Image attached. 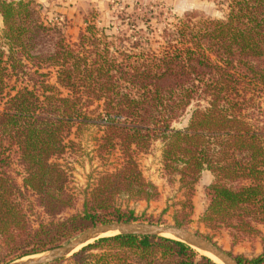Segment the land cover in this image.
Returning a JSON list of instances; mask_svg holds the SVG:
<instances>
[{
    "label": "trees",
    "instance_id": "trees-1",
    "mask_svg": "<svg viewBox=\"0 0 264 264\" xmlns=\"http://www.w3.org/2000/svg\"><path fill=\"white\" fill-rule=\"evenodd\" d=\"M212 1L226 10L223 19L137 2L99 27L90 13L70 42L57 22L42 20L34 0H0V263L48 251L99 223L146 221L119 198L158 197L136 157L155 140L163 143L164 174L183 189L175 225L191 222L195 186L208 170L200 221L235 240L260 234L264 0ZM188 110V124L172 127ZM87 124L104 127L97 156L118 152L121 163L99 172L69 212L76 205L70 135ZM234 256L264 264V247ZM48 264L216 263L173 237L115 233Z\"/></svg>",
    "mask_w": 264,
    "mask_h": 264
},
{
    "label": "rangeland",
    "instance_id": "rangeland-1",
    "mask_svg": "<svg viewBox=\"0 0 264 264\" xmlns=\"http://www.w3.org/2000/svg\"><path fill=\"white\" fill-rule=\"evenodd\" d=\"M39 8L42 20L45 23L57 22L65 38L70 42L77 41L80 31L85 26L84 18L90 13H97L96 24L99 27H107L115 19L114 15L121 11L130 12L138 2L142 6L151 7L156 4L165 13L181 16L185 12H195L206 17L223 19L225 9H220L212 0H34ZM128 5L129 7H124ZM155 24V19H152ZM116 26V25H115ZM2 20L0 17V29ZM117 30V28H116ZM145 35L147 34L144 30ZM190 110L181 118L172 123L174 128H183L188 124ZM70 139L75 145L69 148L66 160L70 169V186L76 196V205L69 212H74L81 207L83 197L88 188L94 183L99 172L113 171L119 167L121 159L118 152H113L107 159L97 156L95 148L103 135L104 127L95 124L74 126ZM161 140H155L146 152L139 153L136 157L144 177L152 182L158 189L159 195L152 200H130L126 196L119 198L122 204L128 205L134 210V214L146 221H159V224H174L175 211L180 208L179 202L184 199L183 189L179 188L178 179L169 180L162 169ZM15 170L17 169L13 165ZM213 179L208 170H203L195 186L192 197L193 213L191 222L185 228L196 232L208 240L214 242L222 249L233 255L243 254L251 257L261 253L264 247V224H258V235L246 236L241 239H233L228 229L222 228L213 231L207 228L200 217L207 205L205 187ZM192 247V246H190ZM193 248V247H192ZM194 249V248H193ZM195 250V249H194ZM196 251V250H195ZM46 252V251H45ZM197 252V251H196ZM198 255H204L197 252ZM209 257V256H208Z\"/></svg>",
    "mask_w": 264,
    "mask_h": 264
},
{
    "label": "water",
    "instance_id": "water-1",
    "mask_svg": "<svg viewBox=\"0 0 264 264\" xmlns=\"http://www.w3.org/2000/svg\"><path fill=\"white\" fill-rule=\"evenodd\" d=\"M111 231L133 235H175L179 237H174L175 239L185 242L188 245L190 244L187 241L197 244L199 247L211 253L224 264H239L233 254L222 249L217 244L208 240L204 236L185 227H180L175 224L168 225L141 221H111L106 223H99L79 232L72 238L46 252L25 256L10 262L0 264H48L69 256L81 246L92 242L89 241L90 239H96L103 236L100 234ZM211 260L218 264V262H216L215 260Z\"/></svg>",
    "mask_w": 264,
    "mask_h": 264
},
{
    "label": "bare ground",
    "instance_id": "bare-ground-1",
    "mask_svg": "<svg viewBox=\"0 0 264 264\" xmlns=\"http://www.w3.org/2000/svg\"><path fill=\"white\" fill-rule=\"evenodd\" d=\"M116 232L115 231H111V232H106V233H102L100 235H112V234H115ZM165 236H169V237H175V238H179L175 235H170V234H166ZM94 239H90L89 241H93ZM197 252L201 253V254H204L206 256H209L211 259L215 260L216 262H218V264H224L222 263L220 260H218L215 256H213L211 253L205 251L204 249H202L201 247H199L197 244L193 243V242H190V241H187ZM79 249V248H78Z\"/></svg>",
    "mask_w": 264,
    "mask_h": 264
}]
</instances>
